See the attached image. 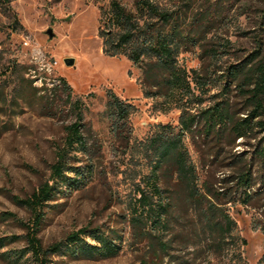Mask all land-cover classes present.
I'll use <instances>...</instances> for the list:
<instances>
[{"label":"rangeland","instance_id":"rangeland-1","mask_svg":"<svg viewBox=\"0 0 264 264\" xmlns=\"http://www.w3.org/2000/svg\"><path fill=\"white\" fill-rule=\"evenodd\" d=\"M118 1L134 15L142 14L138 0ZM151 1L179 16L183 34L191 26L196 36L177 41L179 65L203 76V87L194 90L202 101H188L192 112L220 99L221 74L258 48L259 40L264 52V0ZM111 2L0 0V264H37L26 240L35 216L18 200L49 181L68 127L78 120L88 152L77 153L72 162L88 165L87 178L63 188L42 208L38 237L48 247L82 228L116 230L121 249L107 258L62 251L51 264H264V216L256 201H217L237 222L235 241L228 239L221 250L210 245L194 202L174 172L160 173L164 194L173 197L168 229H156L143 214L138 198L151 167L147 139L157 124L179 126L182 109L169 105L154 81L144 77L148 57L134 64L125 54L104 53L108 31L114 37L119 32L106 20ZM142 16L141 24L157 20ZM67 58L74 64L68 65ZM110 90L133 105L128 131L117 133L112 127ZM225 95L236 115L243 116L247 103L239 87L232 84ZM195 131L186 134L185 142L201 187L207 181L214 190L225 188L221 180L242 164L239 157L257 169L261 135L219 140L205 136L200 126ZM86 240L96 243L92 237ZM163 242L170 247L165 250Z\"/></svg>","mask_w":264,"mask_h":264},{"label":"trees","instance_id":"trees-1","mask_svg":"<svg viewBox=\"0 0 264 264\" xmlns=\"http://www.w3.org/2000/svg\"><path fill=\"white\" fill-rule=\"evenodd\" d=\"M7 2L9 3L10 0ZM137 7L142 13L140 16L128 11L118 0H112L110 10L106 13V20L109 26L117 27L119 32L114 37L110 36L108 31L103 51L109 56L125 54L134 64H140L148 57L144 77L154 81V85L159 87L157 93L163 94L169 105L172 103L182 109L179 126L170 123L157 124L156 130L147 139L145 153L151 167L150 173L143 177L144 187L139 188V205L143 214L150 218L156 229H168L173 213V197L164 194L160 186V173L162 169H164L162 175L176 173L188 198L194 202V207L202 219L204 231L210 235V245L216 250H221L227 241H235L236 236L233 231L237 228V222L227 212L225 206H221L217 201L226 199L223 203L240 201L245 205H251L256 201L262 208L264 216L262 41L259 40L258 48L244 60L230 64L226 72L221 74L224 80L220 99L192 112L191 108L187 107L188 101L193 97L199 102L202 101L194 90L203 87L200 84L203 76H200L196 70L192 73L188 72L177 61L179 49L177 41L194 40L196 37L190 34L191 26L188 32L183 34L179 16L173 11L162 10L151 0H138ZM143 14H147L149 18L156 17L157 20L144 19L141 24ZM166 26H170L168 30L164 28ZM63 83L66 84L65 80ZM234 83L245 95L247 106L243 116L236 115L230 98L225 95ZM108 97V111L113 129L117 133L130 130L129 117L133 105L125 102L112 90L108 91ZM199 126L205 136L213 135L219 140L226 135L234 138L261 135L254 156L258 162L257 169H254L251 160L248 163L247 160L239 157L236 159L242 164L221 180L227 184L225 188L214 190L207 181H204L201 187L197 167L191 160L185 142L186 134L194 135ZM87 152L88 145L81 131V122L78 120L68 127L66 142L58 151L49 181L42 184L31 197L18 200L20 204L29 207L35 216L34 226L28 227L26 240L37 264H51L52 256L62 251L83 258L114 257L120 252L121 242H117V239L121 240V236L116 230L106 233L99 228L86 227L48 247H44L38 237L42 208L63 188H73L87 178L88 165H75L72 162V159H77L75 156L77 153ZM86 237H92L96 243L88 242ZM243 242L246 243V240ZM162 245L165 250L170 247L164 242Z\"/></svg>","mask_w":264,"mask_h":264},{"label":"water","instance_id":"water-1","mask_svg":"<svg viewBox=\"0 0 264 264\" xmlns=\"http://www.w3.org/2000/svg\"><path fill=\"white\" fill-rule=\"evenodd\" d=\"M48 33H49V35H50L51 37H53L54 34H53V32H52V29H49V30H48ZM74 62H75L74 58H67V59H66V63H67L68 65H73Z\"/></svg>","mask_w":264,"mask_h":264}]
</instances>
